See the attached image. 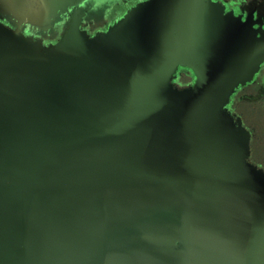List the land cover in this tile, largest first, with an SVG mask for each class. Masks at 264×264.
I'll use <instances>...</instances> for the list:
<instances>
[{
    "label": "water",
    "instance_id": "1",
    "mask_svg": "<svg viewBox=\"0 0 264 264\" xmlns=\"http://www.w3.org/2000/svg\"><path fill=\"white\" fill-rule=\"evenodd\" d=\"M78 21L47 45L0 22V264H264V170L227 109L264 31L213 0Z\"/></svg>",
    "mask_w": 264,
    "mask_h": 264
},
{
    "label": "rangeland",
    "instance_id": "2",
    "mask_svg": "<svg viewBox=\"0 0 264 264\" xmlns=\"http://www.w3.org/2000/svg\"><path fill=\"white\" fill-rule=\"evenodd\" d=\"M85 1L87 2V0H0V15L13 20H17L21 16H26L24 18L27 19V24L40 27L41 29H52L60 16L65 12L67 15L77 7L86 5L87 3ZM132 1L120 0L123 6L127 2L131 3ZM247 1L229 0L228 5L241 7L243 5H250V3H256L260 11L264 12V0H251L249 3ZM111 8H114V3L112 7L109 6L104 9L103 15H109ZM262 72H264V65ZM177 74L178 76L175 82L179 86L193 83L194 75L190 69L178 67ZM230 100L232 101L229 103L228 108L242 115L245 120L244 122L242 118L244 126L246 128L248 126L253 130L252 133L254 132L251 140V132L247 129L250 141V160L264 167V74L260 80H256L255 83L251 84L244 91L239 92L236 96L233 94Z\"/></svg>",
    "mask_w": 264,
    "mask_h": 264
},
{
    "label": "flooded vegetation",
    "instance_id": "3",
    "mask_svg": "<svg viewBox=\"0 0 264 264\" xmlns=\"http://www.w3.org/2000/svg\"><path fill=\"white\" fill-rule=\"evenodd\" d=\"M138 1H141V0H133L131 3L127 2L126 5L123 6L121 4L120 0H87V2L85 1L87 3L86 5L77 7L75 10H72L67 15L65 12L62 16H60V18L57 19V21L53 25L52 29L47 28L48 30L47 29H41L40 27L31 26L30 24H27L26 18L25 19L23 18L24 22L18 23L17 21H15L13 19H10V18L7 19V17L0 15V22L11 27L12 29H18L24 36L31 37L34 40H36V39L39 40L42 45H47L49 43H54L60 37V34H61L63 28L67 25V21L70 20L71 17L74 15L79 17L78 27L82 30H85L89 35H92L95 32L105 30L128 7H130L131 5L135 4ZM213 1H220L224 5V11L225 12L226 11H232L233 14L239 16L241 18V20H247V22L250 23L252 28H254V29L260 28L264 31V12L260 11L259 6H257L256 3H250V5H243L241 7H235L233 5H228L229 0H213ZM247 2L249 3V2H251V0H248ZM113 3H114V8H111V13L107 16L103 15L104 9L106 7H109V6L112 7ZM97 17H98V20H97ZM100 20H102V21H100ZM263 65H264V60L259 65L258 70L253 74L252 78L248 82H246L245 84H242V85H239L238 87H236L234 89L232 95L234 94L236 96L237 94H239V92L244 91L251 84L255 83L256 80H260L264 74V72H262ZM177 76H178V74H177V70H176V72L172 78L173 84L178 86V87H183V86H179L175 82L177 79ZM190 84L191 83H188L185 86L190 85ZM254 88H256V87H254ZM231 101L232 100H229L227 107H229V103ZM228 109L231 112L239 115L240 117L242 116V115L232 111L230 108H228ZM242 118H243V116L241 117V119ZM243 120H244V118H243ZM244 122H245V120H244ZM247 129H249L251 132V140H252L254 132L252 133L253 130H251V128H249L248 126H247ZM249 155H251L250 149H249ZM248 158H249V156H248ZM257 166L261 167L264 170L263 166H261L259 164Z\"/></svg>",
    "mask_w": 264,
    "mask_h": 264
},
{
    "label": "bare ground",
    "instance_id": "4",
    "mask_svg": "<svg viewBox=\"0 0 264 264\" xmlns=\"http://www.w3.org/2000/svg\"><path fill=\"white\" fill-rule=\"evenodd\" d=\"M22 11V10H21ZM26 14V13H25ZM24 17H26V16H21V18L23 19ZM25 19V18H24ZM194 75V74H193ZM232 95V94H231ZM231 95H230V97H229V100H230V98H231ZM227 109H228V107H227ZM242 124H243V122H242ZM244 125V124H243ZM249 156V155H248ZM249 160H250V158H249ZM251 161V160H250Z\"/></svg>",
    "mask_w": 264,
    "mask_h": 264
},
{
    "label": "crops",
    "instance_id": "5",
    "mask_svg": "<svg viewBox=\"0 0 264 264\" xmlns=\"http://www.w3.org/2000/svg\"><path fill=\"white\" fill-rule=\"evenodd\" d=\"M249 145H250V141H249Z\"/></svg>",
    "mask_w": 264,
    "mask_h": 264
}]
</instances>
